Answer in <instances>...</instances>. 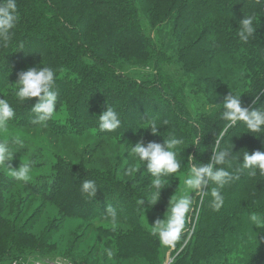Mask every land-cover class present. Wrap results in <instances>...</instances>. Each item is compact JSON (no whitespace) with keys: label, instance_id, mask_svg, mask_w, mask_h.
<instances>
[{"label":"trees","instance_id":"trees-1","mask_svg":"<svg viewBox=\"0 0 264 264\" xmlns=\"http://www.w3.org/2000/svg\"><path fill=\"white\" fill-rule=\"evenodd\" d=\"M148 1L157 0H139ZM4 2L0 0V3ZM15 2L19 19L16 27L11 30L14 33L12 41L7 47L0 44V99L7 100L15 116L8 122V131L0 132V136L5 137L8 149L12 148L9 151L14 155L10 162L13 169L18 170L21 164H27L20 160V155L29 153L34 158L41 157L40 164L46 165L47 172L37 175L32 182L24 183L12 178L7 166H0V211L8 201H14L11 209H7L3 215L0 213V224H5V227L0 225V228L7 232L4 233L6 240L3 241L6 245L3 248L7 250L0 259L20 256L12 253L11 242L17 241L22 231L25 232L22 233L21 242L31 236L32 242L38 240V243H42L53 236L65 218L87 222L85 232L94 227L96 236L93 240L97 236L104 239L105 245H91L87 254L89 256L90 253L95 256L99 252L105 256L107 249L102 251L103 246L121 262L141 260L147 256L150 251L147 245L151 243L146 238L153 236L151 226L159 217L154 220L156 213L151 212L154 207L146 195L156 192L152 187L154 178L146 173L144 162L130 155L131 146H135L141 138L161 144L170 137L180 140L184 138L183 143L174 151L180 156H194L195 163L200 166L210 162L215 141L222 133L221 150H225L229 138L235 137L239 143L230 157L231 167L227 164L217 166L232 174H236L246 151L249 154L258 150L264 152V128L254 133L243 122H239L225 132L228 122L222 119L223 108L218 107V104L223 103V98L220 99L217 93L222 71L229 70L224 68L223 63L236 58L243 65L250 58L254 70L248 75L249 86L235 93L242 95V106L249 110H258L264 104V32L257 29L246 44L240 41L238 35L239 22L244 17H256L253 27L264 18V0L260 4H256L255 0H169L170 4L158 11L154 7L155 3L149 10L150 13L155 9L150 21L170 29L167 42L143 34L142 26L137 23L141 13L137 0ZM228 22L232 26L230 29ZM174 61L183 72L171 85V79L166 77V69ZM116 63L118 66H115ZM33 67H50L56 73L54 90L58 91L59 97L55 114L46 125L31 123L35 119L31 109L38 101L32 99L21 102L16 95L18 89L13 86L18 81V73ZM129 67L141 68L151 78L131 75ZM202 70L206 71L197 77L201 81L199 89L203 96L210 91L211 98L208 100L218 103L206 101L210 104L208 108L212 109L203 114L202 118L194 120L198 129L194 128V136H191L186 122L193 119L185 115L183 108L185 100H189L187 90L192 83L187 77L190 71L197 73ZM229 85L232 86L230 90L238 89L232 83ZM255 95L260 97L258 104L253 103ZM174 105L179 106L180 112L173 108ZM108 106L118 114L121 126L114 132H101L99 116ZM261 110L264 111V108ZM152 120L156 121L159 131L163 133L154 136L150 130L144 129L149 127ZM165 120H176V124L168 122L164 126ZM17 137L23 140L24 146L15 142ZM51 141H57L59 150L52 147ZM87 148L89 157L84 160L83 154ZM95 152L100 161L114 167L121 168L130 164L132 168L140 169L126 180L118 178L123 181L121 185L130 187H124L122 193H128L127 197L115 190L119 187L116 179H105L103 182V174L100 173L103 171L92 165L91 168L82 166L85 161L92 159V153L95 155ZM48 158L54 161L48 163ZM29 165L34 166L35 163ZM187 166L181 162L182 172L186 169L188 171ZM167 178L162 177L163 180ZM85 180L95 182L98 188L95 198L82 193L81 187ZM262 180L264 184V176ZM259 181L258 170L254 178L245 171L239 180L234 181L232 188L228 185L227 195L234 189L238 201L233 205L232 212L223 217L211 245H204L205 249L200 245L184 246L186 255L191 252L188 264H264V226L258 228L253 223L245 226L242 224V220L252 213L264 221V187L259 186ZM138 183L146 189L143 194L136 188ZM103 185L106 186L102 188ZM213 187L216 185L209 183L205 191H211ZM69 188V194L66 195ZM21 190L27 194L18 200L17 192ZM62 190L65 193H59ZM163 191L166 188L161 193ZM207 196H204L201 210ZM34 198L37 202L35 206L31 203ZM142 200L144 204H140ZM45 203H52L55 208H49L51 216L47 218L45 227L38 231L34 229L35 222L46 211L42 212ZM108 205L116 209L117 218L124 225L116 223L113 228L110 220L108 227L96 226V217L105 216ZM147 214L152 218L149 215V226H143ZM24 216V221L17 227ZM9 221L16 231L8 226ZM247 225L251 226L247 231L251 233L252 244H243V239H236L237 232H242ZM135 229L140 230L141 235ZM41 231L43 233L39 236ZM9 236L11 239L7 240ZM2 240L3 233L0 232ZM61 240L56 239L55 242ZM78 246L73 245V250H79ZM232 251L233 255H230ZM180 253H176L172 264H177ZM54 258L57 257L42 259ZM111 261L112 258L106 256L101 264H111ZM158 264H162V258Z\"/></svg>","mask_w":264,"mask_h":264},{"label":"rangeland","instance_id":"rangeland-1","mask_svg":"<svg viewBox=\"0 0 264 264\" xmlns=\"http://www.w3.org/2000/svg\"><path fill=\"white\" fill-rule=\"evenodd\" d=\"M137 7L138 9H140V18H137V23L139 25L142 26L144 32V35H149L152 39H156L158 38L160 40V42H162L161 40H164L165 42L168 41V39L170 38V29L167 27L165 28L162 24L159 25L158 23L153 24L150 21V18L154 16L153 11L155 12V9L152 11L149 10L151 9L152 6H154L157 11L160 9H163L164 7L168 6L170 4L169 0H157L156 2L153 1H148V2H139V0H137ZM262 22V23H261ZM257 25H255L254 28H257L260 31L264 32V18L261 21H258L256 23ZM229 25V29L232 28L231 24L228 22ZM233 30V29H232ZM236 32L233 30V34H235ZM262 35L264 36V33H262ZM151 39V40H152ZM252 52V51H251ZM253 55V54H252ZM251 55V56H252ZM250 57V55H249ZM259 59V57H258ZM115 62H117V60L114 59ZM118 61H121V59H118ZM251 59H247L246 61H244V64L241 65V63L235 58V59H228V61H225L223 63L224 68L229 69L228 71L225 70V72L222 71L221 74V80H220V88L219 91H217L218 96L220 99L224 98L226 95L225 92H233V93H237L238 90L241 88V90L246 89L249 86V82H248V75L249 73L254 70V64L251 63L250 64ZM223 62V60H222ZM118 66V63H116ZM156 68L159 67V65H154ZM148 67V66H146ZM145 71H147V68L145 69ZM167 76L168 78L171 79L172 84H174V82L178 79L179 75L182 74V70L181 68L177 65V63L174 61V63L172 65H168L167 66ZM206 70H202L199 71L197 73L196 72H191L190 74H188V81L191 79L192 83L190 84V88L189 90H187V94L189 96V100H185V104L183 105V108L185 110V115H188L189 118H192L193 120H190V122H186V125L188 127V130L190 131L189 133L191 134V136H194L192 131H194L195 127V121L198 117L202 118L203 114L208 113L211 108L210 104H208L206 101H208L211 104H217V101H209L208 99L211 98L210 96V91H207L204 96L202 95L199 87L201 84V81L197 79L198 76H200V74H202V72H204L205 74ZM129 73L131 75H135V76H141V78L147 79V78H151L150 75H147L141 68H135V67H129ZM154 73V72H153ZM182 77H185V75H183ZM232 83L233 85H235L238 89H234L230 90L232 86H230L229 84ZM146 84V82H145ZM148 85V84H147ZM151 86V85H149ZM196 91V92H195ZM235 93V94H236ZM213 106V105H212ZM264 107V104L261 106V108ZM173 108L176 109V111L180 112V108L179 106L175 105L173 106ZM263 109V108H262ZM169 123H171V125L176 124V120L173 121H169L167 120ZM194 122V123H193ZM193 127V128H192ZM198 129V128H196ZM160 133H163V131L160 130ZM1 142L5 143V137H1ZM182 140H184V138H181ZM8 140V139H6ZM146 143L150 142V141H145ZM52 145V147L55 150H59L58 149V143L57 141H51L50 142ZM60 143V142H59ZM193 143H196L193 141ZM239 143V140L236 139L235 137H231L229 138V140L227 141V143L225 144V149H230L231 152H234V150L236 149L237 145ZM22 145L24 146L25 143L22 140ZM194 148V147H193ZM10 150H12V148H9ZM88 150L89 148L86 149V153L83 154L84 156V160H86L89 157L88 154ZM103 151V149H101ZM104 152V151H103ZM192 152V150H191ZM190 154H188L189 156ZM236 155V152H235ZM234 155V157H235ZM188 156H180L179 154H177V159L181 160L182 164L187 166L188 165ZM233 157V158H234ZM92 159L85 161L82 166L83 167H89L91 168V165L94 167H97L98 170H101L103 172V175L101 177H103L101 179L103 182H105L106 180H113L116 179L115 181H117L116 183H119V187L115 188V190L117 191L118 194L120 195H125L122 194L124 193V187H127L130 189L129 185L125 186V185H121V182L123 181H119V179L122 180H126L128 179L129 175H126L125 173L127 172V169L124 170L125 167L128 166L132 167L130 164L125 165L124 167H114L111 164L108 163H104L102 161H100V158L98 156V154L95 155L94 153H92ZM20 160L23 162H26L27 164H34V166H31V179L30 181L32 182L34 180V178L37 175H40L42 173H46L47 172V167L45 166H41L40 162H41V157L40 158H34L33 155L30 156V154H22L20 155ZM48 163L54 161L52 158H48ZM187 163V164H186ZM116 166V164H115ZM183 168L177 172L174 175H170L168 176V178L166 180H164L166 182V184H168L165 188L166 191H163L160 195V199L159 201L155 204L152 205V207L156 208L157 210H155L154 208L151 210V212L156 213L154 215V220L155 217H159V220H164L166 219V212L168 210L169 207V201L171 199V197L173 195H175L177 198L183 196L186 192V188H185V180L188 178L189 175V170L187 171V169L182 172ZM187 172V173H186ZM82 173H85V171H82ZM96 175V174H95ZM260 176V181H259V186L260 187H264L263 184V180H262V176L259 174ZM119 178V179H118ZM133 177H131L132 179ZM106 179V180H105ZM107 183V182H106ZM234 183V181L229 184V186L232 188V184ZM117 185V184H116ZM106 186L103 185L101 186L102 188ZM172 186V187H170ZM136 188L138 190L141 191V193L143 194L146 189H143V186L138 183ZM215 188V187H213ZM137 190V191H138ZM70 188L68 189V191L66 192V195L69 194ZM205 191V189H204ZM139 192V191H138ZM59 193L63 194L65 193L64 190L59 191ZM140 193V192H139ZM156 192H150L147 195V197L149 198V200H152V197L155 195ZM228 193V185H226L222 190H221V195L224 197V204L223 207L220 209V211H214L212 210V208L210 207L211 203H212V196H211V191H208V196L206 197V200L204 202V206H203V210H201L202 207V201L204 199V196H200L197 195L196 193H189L192 198H193V205L191 210L189 211L187 218H186V223L184 226V230L180 236V239L175 243L174 247L171 246H164L161 244L159 237L158 236H148L146 238V241L148 240L149 243H151V245H147L149 248V254L145 257H143L141 260H135V259H130L127 260L125 262H121V260L117 259L115 256H113L111 264H156V262L162 258V262L167 258V257H171L174 260V256L176 255V253H180V258L177 262V264H188L189 261V253L188 255H186V248L184 247L185 245H200L201 247H203L204 245H211L213 242V235H216L217 232L220 229V222L223 221V217L230 214L232 212V207L233 205L238 201V198L235 195V191L233 189V191L231 192V194L227 195ZM27 192L24 190H21L19 192H17V196L16 198L19 200L22 196L26 195ZM127 195H129L128 193L125 195L127 197ZM33 206L36 205V201L35 198L33 200ZM52 203H45L44 206L45 208L43 209L42 212H44V214L39 218L38 222H35L36 225L34 227V229L36 228L38 231L42 230L45 227V222L47 220V218L49 216H51L50 213V209L49 208H55L51 205ZM14 205V201H8L7 204H4L3 206V210L0 211L1 215H3V213L7 210V209H11ZM19 206V204L17 203V207ZM31 206V205H30ZM11 207V208H10ZM56 210V209H54ZM150 214H147V220L143 223V226H149L147 225V222L150 218H152V216ZM222 216L221 219H219V217ZM25 216L20 220L19 224L17 227H20L21 223L24 221ZM96 226H100L102 228L104 227H108L110 224V218L109 219H105V216L103 217H96ZM143 218L141 217V220ZM157 219V220H158ZM156 220V221H157ZM153 222V225H155V222ZM116 223L120 224V225H124V223L117 218ZM145 223V224H144ZM247 223H252L250 220V217L248 218H244L242 220V224L245 226ZM9 224V225H8ZM8 226L11 228L12 231H16V229H14L12 227V225H10V221L8 222ZM0 225L5 227L4 223H1ZM88 224L87 222H84L82 220H78L77 218H65L63 223L60 225L59 228L56 229V232L53 233V236H51L50 238H48L47 240H45L42 243H38V240H36V242H32L31 241V236H28L27 239L22 240V233H24L25 231H22L17 239V241H13L11 242L13 244L12 246V253L16 254V255H20V256H15V257H9L8 259L4 260V258L0 259V264H14V263H28V262H33L34 260L38 259V260H44L42 258L44 257H57L54 259H60V260H68L71 262H78L79 264H82V262H88L90 264H101V261L103 260V257L108 256L107 254L104 256L103 254H101V252H99L97 255L93 256L92 253H90V256L87 255L89 253V251L91 250L92 246L91 245H105L104 243V239L103 238H99L98 236L96 237V240H93V237L96 236V233L94 232V227H91L90 229H88L87 232L85 227H87ZM251 228L250 225H247L246 229H243L242 232H237L236 234V239L237 240H241L243 239V244L245 243H253L252 238H251V233H248V229ZM27 229V228H26ZM33 229V230H34ZM31 230V229H30ZM135 231L137 232V234L141 235V231L135 229ZM0 232L3 233V240L0 241V258L1 256L6 253L7 248H3L6 245H4L3 241L6 240V236L5 234L7 233L6 230L0 228ZM5 233V234H4ZM43 233V231L40 232L39 236H41ZM85 235V238L83 239ZM38 236V237H39ZM75 237H78L77 240L78 242H75ZM10 236L8 237L7 240H9ZM11 239V238H10ZM56 239H63L61 241H56ZM145 241V242H146ZM52 242L50 245H47L48 243ZM19 243V244H18ZM39 244V245H38ZM73 245H79V250L77 248H74L73 250ZM108 245V244H107ZM121 245V244H120ZM231 247H233V245H231ZM106 248L107 252L109 251L108 248L106 246H103V249ZM183 248H185L183 250ZM206 248V246H204V249ZM183 250V251H182ZM106 252V253H107ZM233 252H231L230 255H233ZM35 257V258H34ZM64 258V259H63ZM48 260H53V259H48ZM74 260V261H72ZM76 261V262H75ZM77 263V264H78ZM157 263V264H158Z\"/></svg>","mask_w":264,"mask_h":264},{"label":"clouds","instance_id":"clouds-1","mask_svg":"<svg viewBox=\"0 0 264 264\" xmlns=\"http://www.w3.org/2000/svg\"><path fill=\"white\" fill-rule=\"evenodd\" d=\"M261 0H255L256 4H260ZM17 4L15 0H5L0 3V44L7 47L12 41L14 33L12 29L16 27L18 22ZM256 20L254 15L244 17L239 22V38L243 43H248L249 38L256 34L257 28L253 27V22ZM56 73L50 67H33L27 71L18 73V81L13 86L18 89L16 95L21 102L36 99L38 102L32 107L31 111L35 115V119L31 121L34 125H46L55 114L56 104L59 93L54 90ZM241 96L229 91L228 95L223 98L222 119L228 123L225 126L227 129L235 127L237 123L243 122L250 132L259 133L264 128V111L243 107ZM260 102L259 95H255L254 104ZM15 116V112L10 104L5 99H0V132L8 131V122ZM164 126L168 125V121L163 122ZM121 126V120L111 107H107L99 116V131L114 132ZM150 130L152 135H160V127L155 120L150 122L149 127L144 128ZM223 140V133L215 141V147L212 149L210 162L197 166L195 157L188 156L189 175L185 180L186 192L183 196L177 198L173 195L169 201V207L166 212V219L157 220L154 226H151V234L158 236L162 245L174 247L175 243L180 239L184 230L186 218L193 205V198L189 193H196L200 196H205L208 191L204 189L211 184H215V188H211L212 203L210 207L214 211H220L224 204V197L221 195V190L231 184L233 181L239 180L241 175L247 171L252 178L256 177L257 170L261 176H264V152L255 151L249 154L247 151L243 156V162L236 169V174H232L223 167L217 166L228 165L231 167L230 157L232 152L225 149H220V144ZM16 143L22 145L19 137L16 138ZM183 140L170 137L164 140V143L148 142L145 146V141L141 138L135 146H131L130 155L138 157L140 161L146 165V173L153 177L152 187L156 189L155 195L150 201V205H155L161 195V190L168 184L162 177L174 175L181 170V160L177 159V153L174 151ZM14 155L9 151L6 143L0 142V166L9 168V175L18 182L27 183L31 179V166L29 164H21L19 169L11 167V161ZM139 168L129 167L126 175L131 176L134 172H139ZM81 191L88 197L95 198L98 188L94 181L85 180L82 184ZM145 201H140L144 204ZM111 220L113 228L117 221V211L112 206L108 205L105 219ZM251 222L259 227L264 226V221L255 214H250ZM109 259L113 258L114 253L108 251Z\"/></svg>","mask_w":264,"mask_h":264},{"label":"built area","instance_id":"built-area-1","mask_svg":"<svg viewBox=\"0 0 264 264\" xmlns=\"http://www.w3.org/2000/svg\"><path fill=\"white\" fill-rule=\"evenodd\" d=\"M173 263V258L171 257H167L162 264H172ZM17 264V263H14ZM18 264H77L68 260H60V259H53V260H34L33 262H22V263H18Z\"/></svg>","mask_w":264,"mask_h":264}]
</instances>
